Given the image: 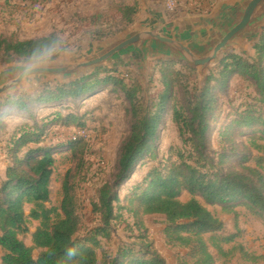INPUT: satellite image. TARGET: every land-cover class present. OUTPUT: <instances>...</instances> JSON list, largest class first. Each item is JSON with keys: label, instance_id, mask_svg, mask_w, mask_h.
Instances as JSON below:
<instances>
[{"label": "trees", "instance_id": "16d2710c", "mask_svg": "<svg viewBox=\"0 0 264 264\" xmlns=\"http://www.w3.org/2000/svg\"><path fill=\"white\" fill-rule=\"evenodd\" d=\"M5 36L0 37V55L10 61L28 62L43 44L59 41L56 35L27 41H19L15 35ZM100 71L66 87H46L27 100L14 97L5 100L8 106L26 112L31 115L30 120H35L31 117L37 108L95 96L102 88L110 93L120 92L128 106L130 131L121 146L113 179L105 182L96 191L95 199L89 201L94 218L87 226L82 218L86 206L77 194L76 179L71 182L70 172L62 182L59 209L46 207L56 161L45 149L23 152L29 145L41 143L42 129L37 123L19 128L8 148L9 165L4 181L0 182L1 264H99V252L109 264H166L149 236L145 216L165 218V244L185 252L182 264H215L209 245L220 250L221 245L231 243L234 236H220L223 223L206 207H219L228 214L244 208L264 224V145L258 144L264 142V32L252 57L233 53L224 56L211 70L202 90L194 82L188 66L160 62L156 70L160 89L151 103L143 96L137 79L128 84L118 76L102 78ZM239 79L250 83L258 98L237 109L230 125L219 134L218 150L212 151L206 135L219 111V97ZM171 107L182 150H169L167 161L151 170L142 183L132 186L124 199L119 200L118 191L152 149ZM53 117L63 122L64 127L78 130L81 127L80 120L74 116L63 118L54 114ZM250 130L254 132L248 147L233 137ZM69 145L72 154L81 153L77 158L78 163L81 162L87 148L84 140ZM183 192L190 197L187 202L180 200ZM27 206H31L29 214L25 212ZM123 212L133 215L132 224L127 227L129 243L120 244L117 253L109 256L105 243L112 241L118 219H121L118 214ZM29 221L39 223L32 235V247L20 239ZM72 247L76 248L77 256L69 260L65 253ZM35 250L41 251L37 259ZM252 260L264 261V257Z\"/></svg>", "mask_w": 264, "mask_h": 264}, {"label": "rangeland", "instance_id": "374dc122", "mask_svg": "<svg viewBox=\"0 0 264 264\" xmlns=\"http://www.w3.org/2000/svg\"><path fill=\"white\" fill-rule=\"evenodd\" d=\"M149 1L157 4L159 0ZM219 1L179 0V10L175 14L187 11L186 15L189 16L201 15L204 10L212 11ZM18 9L23 10L21 14ZM132 10L135 12L133 13ZM163 11L167 19V15H172L165 13L164 9ZM173 17L171 16V18ZM144 18L142 0H29L28 2H24V0H0V35L7 31L3 34L9 38L8 36L15 32L19 40L38 39L51 35L58 37L61 51L54 55L49 62H55L61 59L63 55L74 54L88 39L92 42H103L121 36ZM16 22L21 25L10 28L14 27ZM93 36H98L100 39ZM251 48V45L245 46L249 58L253 56V48ZM231 53L243 56L238 51H232L228 54ZM160 62L174 61H151L149 74L144 76L132 68H115L109 65L96 70L101 69L102 78L108 75L118 76L127 83L132 79H137L142 86L143 96L151 103L160 89L159 76L156 73ZM219 62L210 66L205 82L196 70L191 69L194 82L197 83L199 90L205 88L211 70ZM26 63V61L17 59L10 61L8 57L0 55V70L12 64ZM80 80L78 79V81ZM57 85L66 87L72 84L63 85L57 80L38 82L0 99V182L4 181V172L9 165L8 148H10L19 128L37 123L38 128L42 129L41 143L31 144L23 152L45 149L52 153L56 161L50 183V201L46 207L59 209L62 200V182L66 174L70 172L71 182L76 179L77 194L86 206L82 218L84 224L88 226L92 224L94 218L89 201L95 199L96 191L105 182L113 179L121 146L129 135L128 106L122 93H110L103 88L95 96L92 94L34 109L31 118L35 120H30L31 115L26 112H20L5 103L7 97L27 100L28 97H36L46 87L54 88ZM256 98L258 97L252 85L240 79L234 80L227 92L220 95L219 111L214 115L206 135L207 143L212 151L218 150L219 134L226 126L230 125L235 118L237 109L241 105L253 103ZM172 108H169L163 118L162 126L157 133V141L152 144V149L143 156L134 175L118 191L119 200L124 199L132 186L142 183L151 170L158 168L161 163L167 161L169 150H182L183 143L173 121ZM54 114H59L63 118L69 115L78 118L81 124L80 129L64 127L63 122L56 121V117H53ZM45 120H48V123H44ZM253 132L250 130L239 135L234 134L233 137H237L243 146L248 147L247 143ZM81 139L84 140L87 148L81 162L78 163L77 158L81 157V153L72 154L69 144ZM258 144L264 145V142L260 141ZM253 155L256 156L257 153L255 152ZM76 167L77 172H75ZM189 199L187 193L181 194L180 200L182 202H187ZM206 208L223 223V231L220 236L225 238L234 236L232 242L222 244L220 250L209 245V251L214 257L215 264H264V261L255 262L252 260V258L264 257V224L262 222L244 208L236 209L233 214L225 213L219 207ZM30 210L31 206H27L25 212L29 214ZM131 216H133L132 213L126 212L118 214L121 219H118L112 241L105 243V251L109 256H114L119 247L129 243L127 227L132 224ZM144 222H147L148 227L146 228L149 236L166 264H182L181 259L185 252L165 244L163 231L166 227V221L164 217L145 216ZM38 227V222L29 221L24 233L20 235V239L28 247L33 246L32 235ZM120 244L122 245L120 246ZM40 254V250L34 251L36 259ZM1 256L2 253L0 252V264ZM98 257L99 264H109L108 259L100 252Z\"/></svg>", "mask_w": 264, "mask_h": 264}, {"label": "water", "instance_id": "95a60500", "mask_svg": "<svg viewBox=\"0 0 264 264\" xmlns=\"http://www.w3.org/2000/svg\"><path fill=\"white\" fill-rule=\"evenodd\" d=\"M216 5L207 15L179 13L168 20L160 5L142 0L145 18L121 36L103 42L88 39L74 54L26 77L24 64L0 70V99L38 82L73 84L106 65L132 68L144 76L156 60L185 64L205 82L210 66L224 55L238 51L249 58L245 46L254 50L264 31V0H220Z\"/></svg>", "mask_w": 264, "mask_h": 264}, {"label": "clouds", "instance_id": "9594fccd", "mask_svg": "<svg viewBox=\"0 0 264 264\" xmlns=\"http://www.w3.org/2000/svg\"><path fill=\"white\" fill-rule=\"evenodd\" d=\"M59 51H61V48L60 41L58 40H53L50 43L43 44L37 51L33 52L30 60L23 65L22 75L26 77L28 74H33L37 70L43 68ZM65 256L68 257L69 260L76 257V248H68Z\"/></svg>", "mask_w": 264, "mask_h": 264}, {"label": "built area", "instance_id": "2783aa9c", "mask_svg": "<svg viewBox=\"0 0 264 264\" xmlns=\"http://www.w3.org/2000/svg\"><path fill=\"white\" fill-rule=\"evenodd\" d=\"M157 3L161 4L164 10L170 14L179 10V0H159Z\"/></svg>", "mask_w": 264, "mask_h": 264}, {"label": "crops", "instance_id": "0c3cea01", "mask_svg": "<svg viewBox=\"0 0 264 264\" xmlns=\"http://www.w3.org/2000/svg\"><path fill=\"white\" fill-rule=\"evenodd\" d=\"M155 5H160V6L162 7V5L159 4V3H157V4H155ZM162 9H164V8L162 7ZM18 10L20 11V14H21V11H23V10H21V9H18ZM163 12H164V11H163ZM210 12H211V10L207 9L206 11L204 10L203 13H202L201 15H207V14H209ZM165 13L170 14V13H168V12H165ZM180 13H182V14H186L187 11H182V12H180ZM22 14H23V13H22ZM178 14H179V13H178ZM175 15H176L175 13L172 14V15H167L168 20L171 19V16H175ZM20 25H21V24H18V23L16 22V25H15L14 27H10V28H16V27H19ZM3 33H7V31L2 32L1 35H0V37H1L2 35H4ZM5 35H6V34H5ZM11 35H15L16 38L18 39V37H17V35H16L15 32L11 33ZM6 36H7V35H6ZM18 40H19V39H18ZM27 40H33V39H25V40H19V41H27ZM243 210H244V209H243ZM222 217L227 218L226 216H222ZM219 218H221V217H219ZM164 219H165V218H164ZM145 225H146V227H148L147 222L145 223ZM148 229H149V228H148Z\"/></svg>", "mask_w": 264, "mask_h": 264}]
</instances>
